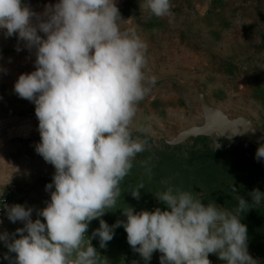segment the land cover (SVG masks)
I'll use <instances>...</instances> for the list:
<instances>
[{
	"label": "clouds",
	"instance_id": "9594fccd",
	"mask_svg": "<svg viewBox=\"0 0 264 264\" xmlns=\"http://www.w3.org/2000/svg\"><path fill=\"white\" fill-rule=\"evenodd\" d=\"M143 7L151 16L168 17L172 0H144ZM121 21L115 0H57L41 13L26 0H0V30L35 49V70L20 74L14 91L34 103L40 136L35 151L55 169L45 185L54 188L50 200L37 213L43 223L30 219L31 207L0 201L10 222L24 224L10 242L8 233H0L15 253L14 259L5 254L9 264H101L85 237L89 222L115 207L134 159L155 136L150 122L133 123L156 83L147 74L148 44ZM254 158L264 161V138ZM141 163L151 178L149 161ZM141 188L143 183L131 189L133 198L139 199ZM249 195L251 203L237 196L230 210L168 186L155 195L167 210L126 207V221L109 226L100 219L92 236L104 248L122 226L145 264L154 251L162 254L159 264H211L209 254L224 264H259L248 253L247 228L240 221L264 193L253 189Z\"/></svg>",
	"mask_w": 264,
	"mask_h": 264
},
{
	"label": "rangeland",
	"instance_id": "374dc122",
	"mask_svg": "<svg viewBox=\"0 0 264 264\" xmlns=\"http://www.w3.org/2000/svg\"><path fill=\"white\" fill-rule=\"evenodd\" d=\"M36 13L57 0H26ZM123 29H135L148 44L147 74L156 77L150 93L138 105L134 125L150 122L155 136L138 154L120 184L113 209L89 222L85 237L100 255L101 264H145L127 243L122 226L104 248L93 237L103 219L109 226L126 221L122 209L152 211L167 206L156 194L166 187L190 191L202 204L233 209L237 196L251 203L249 193H264V161L254 158L258 142L223 138L205 119L219 110L230 122L248 119L264 138V0H172L171 15L151 16L144 0H115ZM42 36V33H38ZM17 47L20 51H17ZM35 49H27L16 34L0 30V201L33 209L30 219L50 200L45 185L55 169L35 151L40 142L34 103L20 98L14 83L22 73L35 70ZM143 161H149L151 178ZM138 189L139 199L131 189ZM232 188L235 191H232ZM247 228L249 255L264 264V200L241 216ZM22 221L10 222L0 206V233L15 234ZM18 238V236H17ZM14 259L0 241V264ZM154 251L147 264H159ZM211 264H224L209 254Z\"/></svg>",
	"mask_w": 264,
	"mask_h": 264
},
{
	"label": "water",
	"instance_id": "95a60500",
	"mask_svg": "<svg viewBox=\"0 0 264 264\" xmlns=\"http://www.w3.org/2000/svg\"><path fill=\"white\" fill-rule=\"evenodd\" d=\"M204 115L211 130H216L223 138L243 137L253 142H258L263 138L262 131L251 120L238 119L230 122L224 113L219 110H208Z\"/></svg>",
	"mask_w": 264,
	"mask_h": 264
}]
</instances>
